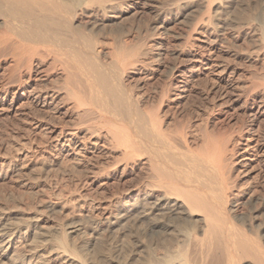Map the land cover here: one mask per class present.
<instances>
[{
    "label": "bare ground",
    "instance_id": "6f19581e",
    "mask_svg": "<svg viewBox=\"0 0 264 264\" xmlns=\"http://www.w3.org/2000/svg\"><path fill=\"white\" fill-rule=\"evenodd\" d=\"M153 64L160 102L198 94L203 128L167 131L170 107L143 108ZM263 70L264 0H0V112L27 110L37 134L0 157V181L61 169L69 195L97 191L68 199L82 212L50 229L12 197L0 264H264ZM233 107L236 139L215 140L208 119Z\"/></svg>",
    "mask_w": 264,
    "mask_h": 264
},
{
    "label": "rangeland",
    "instance_id": "374dc122",
    "mask_svg": "<svg viewBox=\"0 0 264 264\" xmlns=\"http://www.w3.org/2000/svg\"><path fill=\"white\" fill-rule=\"evenodd\" d=\"M144 18H146V17H144ZM140 26H141V24H140ZM109 40L110 39H108V41ZM110 43L112 44V42L109 41L108 42V46L111 47V44ZM238 50H240V49L237 48V51ZM111 52H112V50H111ZM162 70H164V68H162L161 66H158L156 64H153L146 71H143L144 73L142 74V77L145 80L144 81L143 80H140V82L142 84L140 83V85H139V87L141 86L139 88L140 90L138 89L139 90L138 91V96L139 97H141L142 94H144L141 97V102H143V104H145V105L142 104L143 108H145V109L150 108V107L151 108H157L159 106L162 109L163 112H168L169 109L171 108V110L169 111L170 112V114H169L170 117H172V115L176 116L175 115V113L177 114L176 111L180 112V113L177 114L178 116H176V117L173 116L175 118V121H173V119L169 117V115H168L169 112L168 113H165L166 115H168L169 119L172 120V123L170 122V123H168V126L166 125L167 126V131H168V129H170L171 132H174V130L180 128L179 126L181 124L187 123V120H190L188 122H191L193 124V130L194 129H197L199 125H200L199 128H201V125H202V128H203V126H204L203 125V122H200L201 124H199V121H201V119L202 120L204 119V115L202 113L203 109H201L203 102L199 99L198 94H195L194 96L188 98L183 103L184 105L183 104L181 105L182 108L181 107L178 108L179 110L177 108H176L177 109L176 110L175 107L173 109V106H171L172 104H168L170 108L167 107V104L165 102L166 100L163 101L162 103L160 102L159 99H161V93H162L161 91H163L165 89L164 86H165V84H167L166 74ZM0 74H1V72H0ZM57 74H58V71H56L55 73H53V75H50L49 78L56 79V78H58V75ZM146 74H147V76H145ZM263 74H264V72H263ZM56 75H57V77H56ZM145 82H147V84ZM31 85H32V83H31ZM199 87L202 88L203 85H201ZM197 91H199V90H197ZM144 97H147V98L145 99ZM144 99L148 101V105H146L147 102L144 101ZM149 102H151V103H149ZM160 103H161V105H160ZM18 104H19V102H18ZM153 105H154V107H152ZM164 108L166 110L167 109L168 110L165 111ZM232 109L230 110L231 113L229 112L230 113L229 116L226 115V116H221L220 118H217L220 115H217V114L213 113L214 116L212 115L208 119V121H207V126H208L207 130L210 133L212 132V135L215 136L214 137L215 140H216V137H218L217 138V141L219 140V138L222 139L221 137H224L223 139H225V138L228 139L230 137L229 138L230 140L231 139H236V136H237V132L236 131L238 130L240 124H242V121L241 120H243V117L241 118V111H240L239 108L233 107ZM19 111L20 110H15V111H11L10 113L3 112L4 114L0 112V157L1 156H2V158L4 157L3 159H10L11 157L14 156L13 155V154H15L14 149H15V147L17 148V144H19L20 140H21V142H22V140L24 141L25 137H27V139L28 138H30V139L36 138V135L37 134L31 133L32 131H30V129H28L30 127L29 124H28V123H30V119H29V116L30 115H28V117L26 115L28 111L27 110H21V113ZM16 112H17V114H16ZM171 113H172V115H171ZM5 114L8 117H5L6 116ZM28 114H29V112H28ZM23 116L26 117V118H23ZM200 116H203V118H199ZM224 117H226V118H224ZM23 119H24V121H23ZM171 120H168V121H171ZM65 121L67 122V124H70L71 119H65ZM260 124H261L260 127L263 125L262 126L263 129L261 127V130L264 132V121H263V123L261 122ZM169 125H170V128H168ZM23 128H24V131L26 129H28L27 132L25 131V134H23L24 133L22 131ZM28 131H29V133H28ZM26 133H28V134H30L32 136L30 137ZM18 135H20V136H18ZM21 135H23V136L25 135V136L24 137L22 136L23 137L22 138ZM17 136H18V138H17ZM19 137H21V139ZM17 139L19 140V142H18ZM15 143H16V145H15ZM197 145L200 146L199 144H197ZM197 145L196 146L193 145L191 147L192 148L191 150H197V147H198ZM38 153L39 152L31 151L29 153L28 159L31 160L33 158L31 161L38 162L41 159V158H39L40 156L41 157H42V155L43 156L44 155L47 156L46 153H42V152H40L39 154ZM5 157H7V158H5ZM8 157H10V158H8ZM36 158L38 160H36ZM66 166H68V163H67ZM60 171H61V169L58 170L55 173H53V172L51 173V172L48 171V173H51V174H49V176L45 173L43 176H40L41 178L39 177V179H38V177L33 178V177H30V175L27 176V175L23 174L24 173L23 172L22 173L23 175H21L20 177L12 175L11 177L10 176L6 177L5 180L4 179L1 180L0 181V196L2 194V197H0V208L5 209L8 206L7 209H9V205H10V207L11 206L13 207V202L16 203V201H17L19 204L16 203L14 205H18V207L21 205L20 206L21 208L25 206L23 208L24 210L22 209L24 211L23 214L25 216H26V214L32 213V212H36V210H37L36 213L38 215H40V219H41L39 226H42V227L44 226V228L40 227L42 229H47L51 225L53 226V225L58 224V223H63L66 220H70V219L74 218L75 216H78V214H80L82 212V210L80 208H78V206H74V203H69L68 202V199H70L71 197L75 198L78 195L85 196L87 194H92L94 196L97 191L95 190V191L92 192V191H89L90 188H84L86 191L80 190V191H78L77 193H75L73 195L72 194L69 195L68 194L69 193L68 191H69V188H71V184L74 183V180H75L74 177L75 176H71L70 174H68L69 176H71V177H69L67 174H63L64 170H62L61 172ZM65 173H67V172L65 171ZM23 176H25V177L27 176V177L25 178ZM44 176H46V178H43ZM17 179H19V180L21 179L20 180L21 182L18 181ZM29 179L32 182L28 181ZM68 179H70V180H68ZM35 180H37V181L35 182ZM25 181H27V182H25ZM1 182H2V184H1ZM49 183L51 184V186H50ZM246 185L249 186L250 184H248V182H246L245 185L243 186V188L247 187ZM47 187L49 189H47ZM60 187L61 188L63 187L65 189L61 190ZM50 188L57 189L58 192H60V190H61V193L63 191L64 192L62 194H59L60 197L59 196H55L54 197L52 195V190ZM31 190H33L35 193L32 192L33 194H31L29 192ZM10 192H12L15 196L12 193H10ZM7 193L9 195H11V194L13 195V196H10L11 198L10 197H7L8 199L10 198L9 200L6 198V196L8 195ZM20 194L21 195L23 194V195L21 196ZM3 197H4V199L2 200ZM12 197H14V198L16 197V198L13 200ZM19 197L22 198V199H19ZM101 197H102V195H100V194H98V195L95 196L96 199L101 198ZM11 199L13 200V202L11 201ZM56 199L59 200L61 206L63 207L62 210H59V211H57V213L55 212L53 214V212L52 213L51 212H48V211H46L43 208V206L46 204L45 202H48V201H56ZM5 200H6V202H5ZM7 202H8V205L6 206L5 204H7ZM20 203H22V204H20ZM12 220H14V218ZM72 246L73 245H70V247H72ZM79 247H81V246H79ZM70 250L73 251L75 249L72 247V248H70ZM76 250H77V252H80L79 253L80 255L83 254V248H77ZM61 264H63V263H61Z\"/></svg>",
    "mask_w": 264,
    "mask_h": 264
}]
</instances>
